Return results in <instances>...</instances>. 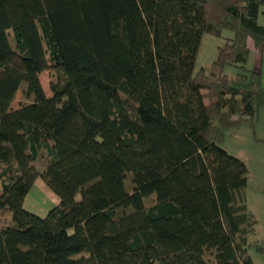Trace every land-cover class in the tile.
<instances>
[{
  "label": "trees",
  "instance_id": "obj_1",
  "mask_svg": "<svg viewBox=\"0 0 264 264\" xmlns=\"http://www.w3.org/2000/svg\"><path fill=\"white\" fill-rule=\"evenodd\" d=\"M260 15L264 0H0V264H252L249 172L221 144L264 108L246 67ZM38 179L59 199L44 217L24 208Z\"/></svg>",
  "mask_w": 264,
  "mask_h": 264
},
{
  "label": "rangeland",
  "instance_id": "obj_2",
  "mask_svg": "<svg viewBox=\"0 0 264 264\" xmlns=\"http://www.w3.org/2000/svg\"><path fill=\"white\" fill-rule=\"evenodd\" d=\"M258 24L264 25V18L261 15L258 18ZM9 34L11 36V33ZM232 37L233 34L229 31H223L221 38L204 34L196 59L195 70L203 67L205 73L208 74L212 62L216 59L218 47L223 45L225 39ZM246 67L248 70L259 74L260 84L264 88V44L257 53H250ZM237 73L238 70L233 67H227L224 70V74L228 78H234ZM39 80L46 96L50 97L49 73L40 74ZM22 91L23 88L19 90L12 103L11 108L13 110L32 101L26 99ZM221 147L229 155L241 160L248 169L247 210L256 222L253 234L247 238L251 245L248 249V256L252 264H264V254L258 253L253 246L254 244L264 246V108L254 116L253 126L243 123L237 128L227 130ZM44 163L45 159L43 151H41L35 165L40 171H43L45 169ZM123 185L126 192H132L134 186L131 175L124 177ZM58 202V197L48 189L41 179H38L25 199L24 208L37 216L44 217ZM152 204L151 198L146 200V205ZM47 207L48 210H46Z\"/></svg>",
  "mask_w": 264,
  "mask_h": 264
},
{
  "label": "crops",
  "instance_id": "obj_3",
  "mask_svg": "<svg viewBox=\"0 0 264 264\" xmlns=\"http://www.w3.org/2000/svg\"><path fill=\"white\" fill-rule=\"evenodd\" d=\"M252 44V45H251ZM247 46H248V48H249V50H250V53H257L258 51H259V49H257V48H255V46H254V44H253V42H252V40L251 39H248V41H247ZM213 61V60H212ZM202 69L203 70H205L203 67H202ZM33 188H34V186H33ZM32 188V189H33ZM32 189H31V191H32ZM52 202H54V201H52ZM56 202V201H55ZM50 203V202H49ZM49 208L47 207L46 208V210H48Z\"/></svg>",
  "mask_w": 264,
  "mask_h": 264
}]
</instances>
